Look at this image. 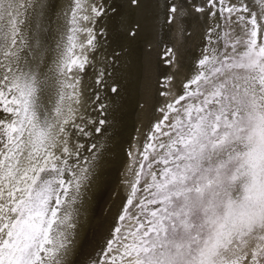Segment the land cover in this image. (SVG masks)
I'll use <instances>...</instances> for the list:
<instances>
[{
  "label": "snow or ice",
  "instance_id": "1",
  "mask_svg": "<svg viewBox=\"0 0 264 264\" xmlns=\"http://www.w3.org/2000/svg\"><path fill=\"white\" fill-rule=\"evenodd\" d=\"M256 3L258 10L230 0L204 5L166 0L159 21L163 36L156 39L145 20L129 18L145 7L144 0L93 5L91 16L80 15L87 11L84 0H75L72 27L58 44L57 99L49 109L36 33L46 4L0 0V112L5 114L0 116V264H66L74 205L90 180V168L68 163L73 152L66 126L74 110L66 100L73 99L79 80L71 83L67 73L73 67L83 72L86 53L95 47L92 28L82 30L78 20L94 24L109 13L117 41L124 42L121 51L143 37L142 57L166 73L156 80L158 95L174 98L157 108L162 118L140 153L127 205L136 198L142 172L150 177L143 191L151 198L136 205L140 215H127L125 207L119 221L135 224L115 227L105 259L94 264H264V0ZM193 12H206L213 23L195 71L186 76L183 93L175 95L174 79L187 73L186 17ZM81 31L87 33L84 43L77 41ZM125 70L135 76L139 91L133 64L126 61ZM68 88L73 93L64 91ZM110 91L120 96L115 83ZM153 99L145 85L135 103L143 109Z\"/></svg>",
  "mask_w": 264,
  "mask_h": 264
},
{
  "label": "bare ground",
  "instance_id": "2",
  "mask_svg": "<svg viewBox=\"0 0 264 264\" xmlns=\"http://www.w3.org/2000/svg\"><path fill=\"white\" fill-rule=\"evenodd\" d=\"M44 2L46 7L36 33L40 39L42 53L40 78L42 80L47 78L43 100L50 109L57 99L55 69L60 51L58 44H63L68 29L72 27L69 21L75 0H44ZM110 2L111 0H84L87 11H82L80 15L91 16L90 6L103 4L107 7ZM165 2L166 0H144L145 7L129 13V18L145 20L151 34L159 39L164 31L159 21L163 19ZM181 2L192 3L193 0H181ZM194 2L197 5H204L205 0H194ZM241 2L246 3L250 10H258L256 0H230L233 4ZM110 17L111 13L100 17L94 24L78 20L76 26L82 30L92 28L95 34V47L86 53L88 63L83 72L73 67V70L67 73V76L72 78L71 83L79 80L73 99L66 100V104H70L74 110V119L66 126L68 147L73 152V157L68 163L75 164L77 169L90 168V180L82 186L81 197L74 205L75 229L66 264L102 262L107 253V240L111 238L113 229L135 224L134 221L127 219L120 224L118 217L124 213L126 206L129 207L127 215H140L136 205L141 199L149 198L143 188L150 177L144 175L137 186L138 191L133 204L127 205L135 172L139 171V161L142 160L140 153L148 142L147 137L153 130V124L162 118L157 108L166 100L171 101L174 98L158 95L159 86L156 80L166 73L162 71V67L156 68L154 63L149 67L148 59L142 57L143 37L127 46L126 51H121L124 42L117 41L114 21ZM186 20L189 39L185 47L184 63L187 73H181L174 79L172 90L175 95L183 93L186 76L190 77L195 71V61L200 58L205 44V32L213 23V18L208 17L206 12L203 14L193 12V15L186 17ZM76 37L78 43H84L87 33L78 32ZM75 51L79 54L80 49L77 48ZM116 52H120L119 57L115 56ZM154 58L155 50H153V60ZM126 61L133 64L136 75L140 77L139 91L135 76L130 78L127 75ZM100 73H104L103 83L97 85L96 81ZM59 79L64 77L61 76ZM114 83L121 90L119 97L114 96L110 91ZM145 85L151 88L154 99L141 109L135 101L138 94H142ZM64 91L73 93L71 88ZM97 95L99 100L96 99ZM77 98L79 103L76 102ZM101 104H104L106 109H100ZM4 115L0 112V116ZM101 119L106 120L107 123L100 125ZM98 127L101 129L100 132L96 131ZM80 128L84 131L80 132ZM93 145L96 147L93 148ZM77 149H79L78 157ZM55 151L57 155H61L60 148ZM130 152L133 155L130 156Z\"/></svg>",
  "mask_w": 264,
  "mask_h": 264
},
{
  "label": "rangeland",
  "instance_id": "3",
  "mask_svg": "<svg viewBox=\"0 0 264 264\" xmlns=\"http://www.w3.org/2000/svg\"><path fill=\"white\" fill-rule=\"evenodd\" d=\"M140 170V169H139ZM147 170V169H146ZM143 176H144V174H143V172L141 173V179L143 178ZM151 197L149 196V199H150ZM127 208H128V211H129V207L128 206H126ZM149 207H154V206H149ZM139 211H140V209H139ZM123 214H125V213H123ZM128 214V213H127ZM141 219H142V216H141ZM123 222H120V224H122Z\"/></svg>",
  "mask_w": 264,
  "mask_h": 264
}]
</instances>
